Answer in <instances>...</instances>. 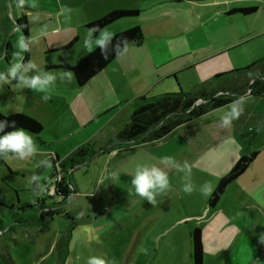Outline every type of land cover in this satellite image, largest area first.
I'll use <instances>...</instances> for the list:
<instances>
[{
	"label": "crops",
	"instance_id": "0c3cea01",
	"mask_svg": "<svg viewBox=\"0 0 264 264\" xmlns=\"http://www.w3.org/2000/svg\"><path fill=\"white\" fill-rule=\"evenodd\" d=\"M133 1L138 5L134 9L144 11L139 17L145 16L144 20L118 21L105 30L115 35L139 26L144 35L143 43L140 46H128V52L123 59L116 58L83 88H75L72 80H57L56 83L68 86L71 91L51 95L49 99H60L55 105L59 114L46 122L49 141L42 138L50 145L70 141L72 147L77 148L82 144L95 142L93 144L101 148L128 120L134 99L185 90L184 87L187 86L191 90L216 74L241 67L230 60L227 65H215L214 62L254 42L261 43L248 50V57L242 61V67L264 57V24L251 32L250 28L235 26L226 19L227 16L247 17L230 14L231 10L240 7H256L254 14H257L258 6L239 3L259 0H217L187 5L172 4L179 0ZM8 5L15 22L21 15L12 7L10 0ZM116 8L108 3L102 5L100 11L104 15ZM176 14L182 17H177ZM53 20L55 23H51L42 34L47 38L45 51L68 52V55L60 58L58 62L40 60L42 71L50 65L76 64L89 53L83 44L87 36V32H83L87 21L63 23L55 17ZM7 30L10 32L9 27ZM73 39L76 41L69 49L57 51ZM9 40L8 36L0 39V61L4 62V47ZM203 66L209 67L205 69ZM0 71H4V68L0 67ZM193 71H196L194 76L187 79V73ZM222 109L226 110L223 107L208 113L178 129L163 141L145 147L142 153L153 156L154 164L157 165L161 157L171 156L177 162H187L191 166L196 190L190 195L182 190L184 172L170 170L168 173L177 179L174 190L188 205L190 214L187 217L193 220L192 228L201 231L203 261L206 264H264V243L260 242V237L264 234L263 119L258 115L254 116L255 128H259L261 133L258 139L254 137L249 141L250 148L258 149L256 159L226 188L218 204L214 208L208 207L211 194L205 196L199 190L205 182L210 183L214 190L219 180L246 152L241 135L245 133L244 126L249 115L243 113L230 128L222 129L218 126L223 115ZM39 123L43 125L40 120ZM255 128H249L247 132L252 130L253 133ZM256 139L258 147L253 146ZM143 154L140 155L139 165L148 162L144 161L146 157ZM127 156L131 154L119 156L112 152L96 160L105 157L110 163Z\"/></svg>",
	"mask_w": 264,
	"mask_h": 264
},
{
	"label": "rangeland",
	"instance_id": "374dc122",
	"mask_svg": "<svg viewBox=\"0 0 264 264\" xmlns=\"http://www.w3.org/2000/svg\"><path fill=\"white\" fill-rule=\"evenodd\" d=\"M166 1L172 0L162 2ZM32 3L33 0H24L27 10H18V14L20 16L24 13L27 16L29 38L33 41L27 61H32L39 70L40 60L58 62L60 58L68 55V52L47 53L45 51L47 38L45 39L42 34L48 30L51 23H55L53 17L63 23L79 20L90 23L109 13L102 15L100 11L102 5L108 3L117 7L113 10H142L134 9L138 5L133 0H35L36 8L31 7ZM239 4H254L259 9L257 14L247 17L227 16V21L238 27L250 28L251 32L264 24V0L245 1ZM62 6L73 9L70 16L60 14ZM144 17L127 21H143ZM189 21L192 19L189 18ZM13 26L14 18L11 15L8 0H0V39L4 36L10 38V44L14 49L13 62H15V60L23 59L25 53L18 48L20 36L16 32L13 33L15 30ZM7 27L10 28V32ZM83 32L86 31L83 30ZM260 43L254 42L248 47L234 50L216 60L214 64L223 65L225 63L227 65L230 60L235 65L241 66L233 69L246 67L251 63L243 67L241 64L248 57V50ZM4 64L1 60L0 67L6 70L8 65ZM207 67L209 66L204 68ZM194 73L196 71L188 72L187 79L193 77ZM184 88L182 92L190 90L188 86ZM66 91H71V89L62 83H56L51 95L56 96ZM247 98L244 113L246 112L249 118L244 126L245 132L249 128H255L254 116L264 115V97ZM59 101L60 99L55 98L53 101L45 102L42 100V93L14 85L0 87V111L5 114L16 111L38 122L40 120L43 122V125L40 123L43 127L41 138L47 141H49L47 139L49 130H47L46 122L59 114V111L55 110V105ZM259 133H261L259 128H255L254 132L249 134V139L254 137L258 139ZM257 139L253 144L254 147H258ZM145 147L149 145L138 146L134 155L117 158L116 161L110 163L104 157L80 166L72 172L70 181L75 193L69 198L65 211L71 214L75 226L72 230L66 264H87L92 256L103 258L106 264H192L189 232L193 229L191 222L193 220L187 217L190 214L188 205L174 190L177 179L168 173L171 190L157 196L155 206L136 195L131 185L132 175L139 165L140 155L142 156ZM75 148L72 147L70 141H64L51 144L50 149L38 150L37 156L26 161L2 158L3 161L0 162V205L4 207L0 206V214L6 211L7 207L16 210L23 203L34 204L41 195L37 197L33 194L28 184L29 178L37 175L41 183L42 181L49 183L50 168L39 166V161L48 160L55 154L62 160ZM143 155L146 157L143 158L144 161L149 162H145L146 164H154L153 156ZM9 170L14 174H11ZM70 224V219L60 215L54 218L49 230L35 226L16 228L12 236L13 241H10V254L15 264H57L55 247ZM204 264H206L205 261Z\"/></svg>",
	"mask_w": 264,
	"mask_h": 264
},
{
	"label": "trees",
	"instance_id": "16d2710c",
	"mask_svg": "<svg viewBox=\"0 0 264 264\" xmlns=\"http://www.w3.org/2000/svg\"><path fill=\"white\" fill-rule=\"evenodd\" d=\"M217 0H179L172 2L176 5H187L188 3H206ZM13 8L27 10L21 0H10ZM256 7H240L230 11V14L249 16L256 12ZM144 11L141 10H113L84 26L88 29L98 26L105 30L114 23L122 20L139 18ZM15 32L20 38L28 37L27 16L22 13L14 22ZM116 40L126 39L128 46H140L144 41L142 29L137 26L113 35ZM76 39L62 46L57 51L69 49ZM115 42V41H114ZM6 53V55H5ZM29 53H25L23 60L27 62ZM4 62L9 65L14 59V49L7 42L3 53ZM116 57L109 55L108 59L101 57L99 49H94L83 56L76 64H60L46 66L43 71L60 74L64 70L74 73L72 79L75 88H83L90 80L109 66ZM262 98L264 97V57L252 62L246 67L219 73L209 80L195 86L188 92L178 90L176 92L164 93L157 96H141L133 100L128 120L122 124L121 129L106 141L103 147L97 148L95 144L85 143L78 146L64 159L56 154L50 156L51 162L49 183L42 181L45 193L42 194L34 204L23 203L13 210L12 207L5 208L0 214V264H15L10 254V241L16 228L35 226L49 230L56 216H64L71 220V224L64 235L56 244L57 264H66L70 251V240L75 223L71 214L65 211L69 198L74 194L71 185L72 172L96 159L116 152L119 156L133 154L138 146L154 145L163 141L178 129L185 127L193 121L200 119L208 113L223 108L230 104L238 96ZM264 120V115L260 117ZM0 121H7L9 125L13 122L15 128L7 127L5 132L23 129L33 136L38 150L50 148V143L41 138L42 125L33 118L20 112L5 114L0 111ZM252 130L242 133L241 137L246 147V152L236 161L231 170L224 175L208 200V207L214 208L226 188L240 177L253 163L258 155V149L250 150L249 134ZM4 133H0L3 135ZM3 159L0 158V162ZM10 171V170H9ZM11 174H14L10 171ZM4 207L3 205H0ZM192 264H204L202 235L198 228L189 232Z\"/></svg>",
	"mask_w": 264,
	"mask_h": 264
},
{
	"label": "clouds",
	"instance_id": "9594fccd",
	"mask_svg": "<svg viewBox=\"0 0 264 264\" xmlns=\"http://www.w3.org/2000/svg\"><path fill=\"white\" fill-rule=\"evenodd\" d=\"M21 2L23 3V0ZM31 7H37L35 0H33ZM72 12L73 9L67 6H62L60 9V14L66 17L70 16ZM32 43L33 41L30 38L22 36L18 41V48L21 52L27 53L31 50ZM83 44L89 52L93 48L99 49L103 59H108L109 55H114L117 59H123L128 52V41L126 39L116 40L111 32L101 30L98 26L88 29ZM73 77L74 73L67 70H64L59 76L52 72L39 70L32 61L25 62L21 58L10 63L6 70L0 71V87L14 85L15 87L42 93V100L47 102L51 99V93L58 79L62 82H71ZM247 102L248 98L242 95L226 105V110L222 109L223 115L220 117L218 126L222 129L230 128L233 122L243 115ZM7 127L15 128L14 122L9 125L7 121H0V133H4L0 135V158L26 161L38 155V148L31 134L23 129L5 132L4 130ZM39 166L48 168L51 167V162L47 159L40 160ZM168 170L184 172L182 190L186 194L190 195L196 190L192 181L191 166L187 162L183 164L177 162L174 157L163 156L160 158L158 165L144 164L135 168L131 179L135 194L155 206L157 196L171 190ZM28 184L37 197L46 191L40 177L37 175H32L28 180ZM199 190L207 196L211 194L213 187L210 183L205 182ZM260 242L264 243V234L261 235ZM87 264H106V261L101 257L92 256L88 259Z\"/></svg>",
	"mask_w": 264,
	"mask_h": 264
}]
</instances>
